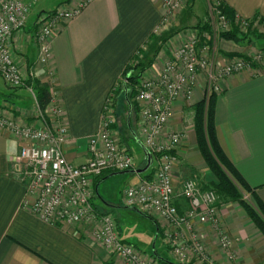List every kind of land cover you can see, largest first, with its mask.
Wrapping results in <instances>:
<instances>
[{
    "label": "crops",
    "instance_id": "0c3cea01",
    "mask_svg": "<svg viewBox=\"0 0 264 264\" xmlns=\"http://www.w3.org/2000/svg\"><path fill=\"white\" fill-rule=\"evenodd\" d=\"M40 1L44 3L42 9L49 11L71 8L83 0ZM222 1L242 18L258 15L264 19V0ZM194 6L195 0H191L187 11L179 15L177 28L169 32L163 27L165 33L160 38L156 33L162 31L159 28L162 9L157 0H90L75 17L60 22L51 40V60L46 65L37 62V47L32 38L34 26L30 24L15 34L16 62H20L21 72L30 80L26 83L45 84L63 107L69 133L64 150L70 161L78 164L88 159V140L100 128L105 99L126 83L122 72L131 58L143 57L150 64L142 77L156 78L170 50L190 33L197 32L195 26L202 24L207 3L201 6L205 8L204 14ZM190 19L193 24L184 28ZM215 40L214 36L217 67L233 57L252 54L246 41L236 43L219 35L216 43ZM263 46L264 43L257 44L258 48ZM32 70L36 73L29 77ZM205 82L206 74L202 72L190 99L183 93L179 95L157 138L163 143L169 133L181 134L178 161L172 170L177 189L186 179L196 180L202 188L215 181L198 149L194 129L193 106L203 98ZM219 86L213 113L217 140L237 172L264 203V69L259 73L243 69L222 79ZM29 94L27 87L9 88L3 83L0 114L39 125L38 106ZM23 143L20 137L0 127V264H125L94 239L91 223L54 225L23 207L27 186L16 174L18 164L13 159ZM136 145L140 156L137 162L134 160V169L104 170L93 180L90 202L97 213L115 217L124 242L149 252L158 264H169L174 261L163 240L166 221L159 215H145L124 202V190L152 173L155 167L152 154V163L144 172L132 171L146 165V156ZM175 204L180 210L187 208V200L182 196L175 199ZM217 208L220 225L230 236L229 252L235 256L234 262L263 264L264 236L244 208L222 199ZM193 231L214 261L229 264L228 253L221 249L212 225L194 221ZM191 256L189 253L187 259Z\"/></svg>",
    "mask_w": 264,
    "mask_h": 264
},
{
    "label": "built area",
    "instance_id": "2783aa9c",
    "mask_svg": "<svg viewBox=\"0 0 264 264\" xmlns=\"http://www.w3.org/2000/svg\"><path fill=\"white\" fill-rule=\"evenodd\" d=\"M37 1L0 0V77L9 88L27 87L38 106L32 86L26 83L28 77L20 71L12 52L14 35L25 28L30 9ZM89 1L83 0L71 8L59 7L38 14L33 31L37 62L43 65L50 62L51 40L58 25L62 20L75 17ZM157 1L162 9L159 27L166 28V22L185 0ZM217 6L215 0L212 5L214 18L209 21L212 33H190L170 50L158 77L141 76L135 86L140 140L154 155L155 167L152 173L139 178L124 190V202L143 214H156L166 221L164 237L170 255L180 262L194 252L201 262L218 264L198 242L193 231L194 221L212 225L221 248H230L231 241L219 223V194L213 188H202L194 179L184 180L178 189L173 182L172 170L178 161L181 134L171 132L163 143L157 141L158 135L171 116L173 102L181 93L190 99L202 72L206 74L204 96L208 97L220 92L219 82L227 76L247 68L258 73L264 69V46L246 58L236 56L220 67L216 66L217 51L213 38L220 31L229 29L228 21ZM28 75L33 76L31 72ZM50 96L48 109L41 111L38 106L39 125L22 123L0 114V127L24 141L13 158L18 164L16 174L27 186L23 207L54 225L70 226L84 221L96 224L91 229L94 239L111 254L118 255L125 264H158L156 259L146 258L130 243L124 242L113 216L97 213L90 202L93 180L104 170L134 169L130 149L114 127L113 92L105 99L99 130L88 140V159L78 164L65 155L64 146L69 133L63 119L64 110L54 96ZM178 196L187 200L186 209L180 210L175 204Z\"/></svg>",
    "mask_w": 264,
    "mask_h": 264
},
{
    "label": "trees",
    "instance_id": "16d2710c",
    "mask_svg": "<svg viewBox=\"0 0 264 264\" xmlns=\"http://www.w3.org/2000/svg\"><path fill=\"white\" fill-rule=\"evenodd\" d=\"M217 2V9L220 11L221 14L224 15L229 24L228 30L219 32L218 35L221 38L230 39L237 42H243L246 37L250 34H254L255 36L259 37H264V33L257 34L256 29L252 28L253 22L256 19L261 22H264L263 18L258 15H255V17L251 19L242 18L236 14L233 8L228 6L222 0H217ZM209 18L206 19L202 24L198 23L195 26L198 33H201L202 31H209L212 33L209 24ZM244 24L247 25V27H244L245 30H243ZM136 57L137 55L133 56V58H131V60L125 66L122 72V77L126 83L122 86V89L119 90L122 94L123 102H125L127 108V117L125 118L126 129L121 127L120 124L119 126L116 123L114 124V127L118 130L122 141L128 146L129 149V139H132V141L135 143V140L132 136V131H134V128L130 121V115L133 113L134 122H137L138 119V105L134 100L135 86L139 82V79L142 76V72L144 71L146 66L150 64L146 63L143 65L140 62L132 64L131 61ZM242 57L246 58L247 56L243 55ZM27 82H30V80H27ZM34 88L36 91V99L39 109L41 111H44L51 97L48 88L45 84H35ZM118 92L117 99H119ZM214 103L215 94L212 93L208 97L204 96L193 106L194 129L197 137V146L206 165L212 170L216 179L210 184V187H213V189L219 194L221 198L228 199L231 201H237L244 208L249 218L256 224V226L264 236V203L254 194L252 189L244 181V179L237 172L235 167L232 165V163L229 161V159L223 152L217 140L215 132L213 118ZM121 113H123L122 109L121 112L118 109L116 112V114L119 116L118 118H120ZM127 120H129V125L127 124ZM245 194H247L251 198L252 202L247 201L243 198ZM169 264L176 263L171 262Z\"/></svg>",
    "mask_w": 264,
    "mask_h": 264
},
{
    "label": "rangeland",
    "instance_id": "374dc122",
    "mask_svg": "<svg viewBox=\"0 0 264 264\" xmlns=\"http://www.w3.org/2000/svg\"><path fill=\"white\" fill-rule=\"evenodd\" d=\"M40 0H38L32 7H31V9H30V15H29V17H28V20H27V23H26V26H25V28H27L28 26H30V24L31 25H33L34 26V22H35V20H36V17L38 16V14H40L41 12H45V11H48V10H43L42 8L44 7L43 6V1H42V3H41V1L39 2ZM39 2V3H38ZM204 2H206L207 3V14H206V16L204 17V19L202 20V23L206 20V19H208L209 17L212 19V18H214V14L212 13L213 12V7H212V5L214 4V2H215V0H213V1H211V0H195V6H194V8H195V10L196 11H198L199 9H201V6L204 4ZM210 2V3H209ZM190 3H191V0H185L184 1V3L179 7V9H177L172 15H171V17H170V19L166 22V30H168L169 32L171 31V30H173V29H176L177 28V26L175 27V23L177 22V20L179 19V15L180 16H183V13H185V10L187 11V8L189 7V5H190ZM203 7V6H202ZM42 10V11H41ZM201 12L200 13H202V14H204V11H205V8H204V10L203 9H201L200 10ZM212 14H213V16H212ZM200 15V14H199ZM209 18V19H210ZM210 21V20H209ZM187 25H185L184 26V28H188V27H190L192 24H193V19H190V20H188L187 22H185ZM179 25V24H178ZM244 27H247V25L246 24H244L243 25V30H245V28ZM25 28H23V29H25ZM160 28V27H159ZM252 28H255L256 29V33L258 34H262V33H264V22H261V21H259V20H255L254 22H253V25H252ZM34 29H35V26H34V28H33V31H34ZM165 28H162L161 27V30L162 31H158L156 34H157V36L159 37L160 36V38L164 35L163 33H165L163 30H164ZM30 33H32V32H30ZM156 34L154 35L155 37H156ZM162 35V36H161ZM155 37H153V38H155ZM14 38H15V35H14ZM32 38H33V34H32ZM152 38V39H153ZM217 38H218V35H216L215 36V39L217 40ZM223 39H225V38H223ZM215 40V43L217 42ZM226 40H230V39H226ZM33 41H34V39H33ZM231 41H233V42H236L237 43V41H234V40H231ZM244 41H246V43L249 45V50H250V52H255L257 49H259L258 47H257V44L259 43V42H261V43H264V37H259V36H255L254 34H250V35H248L247 37H246V39L244 40ZM13 43H14V39H13V41H12V52H13V55H14V58H15V61H16V53H15V47H14V45H13ZM36 45V44H35ZM154 51V50H153ZM142 53V52H141ZM137 62H140L141 64H146V62L145 61H143V57H140V56H137L136 58H134L132 61H131V63L132 64H136ZM16 64L18 65V67H19V69H20V71H21V64H20V62L18 63V62H16ZM31 73H32V75L34 76L35 75V73H36V71H31ZM51 73V72H50ZM23 75H25V74H23ZM29 76V75H28ZM4 83V81L2 80V78L0 77V86L2 85ZM5 84V83H4ZM6 85V84H5ZM31 86H32V93L35 95V97H36V91H35V88H34V84L33 83H31L30 84ZM7 86V85H6ZM9 87V86H8ZM28 89V88H27ZM115 97H114V107H115V119H116V124H118V126H119V124H120V126L121 127H123L124 129H126V126H125V122H126V120H125V118L127 117V108H126V104H125V102H123V97H122V94L120 93V91L118 92V97H119V99H117L116 100V97H117V91H116V93H115V95H114ZM29 98L30 99H32V100H34L33 98H32V95L31 94H29ZM36 99V98H35ZM120 110V112H121V109H122V111H123V113H121V116H120V118H118L119 116L116 114V112H117V110ZM134 115H133V113L130 115V121H131V123H132V126H133V128H134V132L137 134V136L139 137V139H141L142 137H141V134H140V130H139V125H138V122H134ZM138 121V120H137ZM129 146H130V149H131V153H132V155H133V157H134V160H135V162H137L138 160H139V156H140V153H139V150H137L136 148L138 147L137 145H136V143H134L133 141H132V139H129ZM144 164H145V162H143ZM208 167V166H207ZM208 169L210 170V172H211V174H213V172H212V170L208 167ZM214 175V174H213ZM215 178V177H214ZM216 180V179H215ZM208 188H213V187H210V186H208ZM93 190V189H92ZM245 200H247V201H250V202H252V200H251V198L247 195V194H245L244 195V197H243ZM220 199H222V201L223 202H229L230 204H232V205H240L237 201H231V200H228V199H223V198H221L220 197ZM241 206V205H240ZM130 207V206H129ZM131 208H134V207H131ZM243 208V207H242ZM112 215V214H111ZM145 215H148V216H151V215H156V214H145ZM218 215V214H217ZM113 216V215H112ZM113 218H114V221H115V223H116V225H117V230H118V232H119V229H118V223H117V221H116V219H115V217L113 216ZM219 219V218H218ZM220 223V222H219ZM96 226V224H92V227H95ZM188 232V231H187ZM223 232L224 233H226L227 234V236L228 237H230L229 236V234L225 231V230H223ZM188 233H190V232H188ZM163 235H164V232H163ZM198 238V237H197ZM164 243L166 244V246H167V249H168V251H169V248H168V245H167V243H166V239H165V237H164ZM198 240V242H200L202 245H203V243L199 240V239H197ZM133 247H135L136 249H138L140 252H142L143 254H145L146 255V258H153V256L149 253V252H145V251H143V250H141L140 248H138L137 246H135V245H133V244H131ZM203 247H204V245H203ZM221 247V246H220ZM222 250H224V252H225V254L226 253H228L227 255V257H228V259H227V261H229V264H237L236 262H234L235 261V256L233 255V253L231 252H229V249L230 248H228V249H223V248H221ZM204 252L208 255V256H210V258H212L211 257V255L209 254V252L206 250V249H204ZM170 253V252H169ZM192 256L190 257L191 259H187L186 257L184 258V261L183 262H180L179 260H177L175 257H173L172 255V258H173V261L176 263V264H193V262H198L199 264H205L204 262H201L200 260H198V259H196L197 258V255L193 252V253H190ZM154 259H156V258H154ZM157 261V260H156ZM190 261V262H189ZM192 261V262H191ZM216 262V261H215ZM219 264V263H218ZM224 264V263H223ZM228 264V263H227Z\"/></svg>",
    "mask_w": 264,
    "mask_h": 264
},
{
    "label": "water",
    "instance_id": "95a60500",
    "mask_svg": "<svg viewBox=\"0 0 264 264\" xmlns=\"http://www.w3.org/2000/svg\"><path fill=\"white\" fill-rule=\"evenodd\" d=\"M125 92H126V90H125ZM129 112H130V106H129ZM127 124L129 125V120H127ZM132 136H133L135 142L140 146V148L142 149V151L144 152V154L146 156V165L143 168H139V169H136V170H132L133 172L135 171L137 173H141V172H144L151 165V163H152V153L142 143V141L139 139V137L137 136V134L134 131H132ZM126 171H128V170H126ZM120 172H124V171H120ZM135 209L138 210L137 208H135Z\"/></svg>",
    "mask_w": 264,
    "mask_h": 264
}]
</instances>
